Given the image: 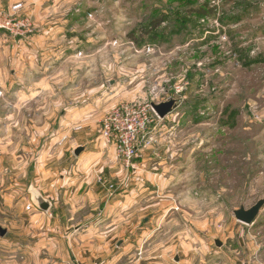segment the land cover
Masks as SVG:
<instances>
[{"label":"rangeland","instance_id":"obj_1","mask_svg":"<svg viewBox=\"0 0 264 264\" xmlns=\"http://www.w3.org/2000/svg\"><path fill=\"white\" fill-rule=\"evenodd\" d=\"M1 2L7 14L22 2L34 31L15 38L0 30V194L12 193L16 180L29 194L30 165L45 149L60 162L67 159L57 148L100 140V159L118 164L114 177H152L135 190L155 195L142 205L154 206L143 215L156 230L131 234L144 252L160 254V241L176 240L197 264H264V208L254 226L234 215L264 199V0ZM204 2L212 17L188 14ZM155 18L163 26L142 35ZM171 100L173 112L164 123L156 118L134 160L141 171L128 172L104 137L105 120L120 106ZM2 201L0 241L11 228ZM17 259L0 249V264Z\"/></svg>","mask_w":264,"mask_h":264},{"label":"crops","instance_id":"obj_2","mask_svg":"<svg viewBox=\"0 0 264 264\" xmlns=\"http://www.w3.org/2000/svg\"><path fill=\"white\" fill-rule=\"evenodd\" d=\"M55 6L56 1L48 7ZM167 117L161 121L164 123ZM76 129L81 130L79 127ZM66 135L68 133L61 134L56 140ZM99 143L100 140L89 148L83 146L79 159L75 153L82 145L72 150L68 146L60 150L57 148L55 151L63 153L60 159L63 156V159H67L60 162H55L54 156L45 149L37 164L30 165L28 174L33 177L30 193L24 195L16 180V183L12 182V193L0 194V200L4 201L1 214L11 220V228L1 230L0 249L13 251L18 257L13 264H197L189 254L185 256L181 253L180 249L184 246L180 241H160V254L148 255L147 250H142L147 247L143 239H132L131 234L137 231L145 233L156 230L155 226H151L153 219L143 215L154 206L149 203L142 205L149 198L155 199V195L135 192L138 187L152 181V177H149V172L145 175L136 173L137 177H114L115 170L119 169L118 164L100 159V154L105 151L98 150ZM71 155H75L76 160L71 161ZM141 167L143 165L134 163L131 170H140ZM57 168L61 170L54 175L51 170ZM117 185L126 186L122 188L125 191L119 190ZM110 186L113 193L108 188ZM33 190L51 202L48 213L36 209L31 195ZM28 205H32L33 209L28 211ZM85 206L90 207L86 214L82 212ZM133 211L135 214L132 215ZM136 212H141L138 219L142 220L141 223L137 220L139 214ZM78 218H82L80 222L69 223ZM134 218L136 221L132 224ZM160 231L164 232V229L160 227ZM207 261L205 264L216 263L214 258ZM220 263L229 264L223 263L222 258Z\"/></svg>","mask_w":264,"mask_h":264},{"label":"built area","instance_id":"obj_3","mask_svg":"<svg viewBox=\"0 0 264 264\" xmlns=\"http://www.w3.org/2000/svg\"><path fill=\"white\" fill-rule=\"evenodd\" d=\"M22 2H16L10 14L2 10L0 0V30L15 38L29 36L34 31L32 19L25 13ZM159 118L152 106L144 108L125 105L113 111L104 123V137L108 142L114 140L118 155L124 161L125 168L130 171L134 160L139 157L143 145L146 144L150 126ZM145 142V143H144ZM150 142V140H149ZM32 205L27 210H32Z\"/></svg>","mask_w":264,"mask_h":264},{"label":"water","instance_id":"obj_4","mask_svg":"<svg viewBox=\"0 0 264 264\" xmlns=\"http://www.w3.org/2000/svg\"><path fill=\"white\" fill-rule=\"evenodd\" d=\"M175 106H176L175 100H171V101L161 103V104L152 105L153 110L155 111V113L160 119H164L168 115H170L173 112ZM82 151H83V148H79L75 153L76 156H79ZM31 195H32L35 207L38 211L44 212V213H48L50 211L52 207L51 202L44 199V197L38 191L33 190ZM263 208H264V199L259 200L250 209H246L244 206H242L240 209L234 211V215L237 221L247 226H254ZM216 243H217V246H221V243L219 241H217Z\"/></svg>","mask_w":264,"mask_h":264},{"label":"trees","instance_id":"obj_5","mask_svg":"<svg viewBox=\"0 0 264 264\" xmlns=\"http://www.w3.org/2000/svg\"><path fill=\"white\" fill-rule=\"evenodd\" d=\"M215 11L210 8V2H204L199 7L196 8H189L188 14L193 17H202V18H208L212 17L214 15ZM164 24L163 18H155L151 20L148 27L142 28L141 34H149L151 32H154L158 29H160ZM130 37H134V34H132ZM135 39V38H134ZM137 43L140 44V40H137Z\"/></svg>","mask_w":264,"mask_h":264}]
</instances>
